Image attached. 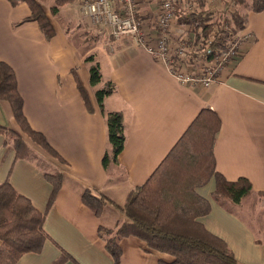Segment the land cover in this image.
Returning <instances> with one entry per match:
<instances>
[{
    "label": "crops",
    "instance_id": "obj_1",
    "mask_svg": "<svg viewBox=\"0 0 264 264\" xmlns=\"http://www.w3.org/2000/svg\"><path fill=\"white\" fill-rule=\"evenodd\" d=\"M35 1L55 31L50 41L36 22L28 21L27 4L12 6L0 0V62L15 74L28 124L56 153L51 156L28 140L9 104L0 100V127L17 133L34 153L33 158H17L14 147L0 133V184L8 183L43 215L45 235L39 252L12 258V264H115L105 248L107 237L98 229L114 231L127 221L123 207L129 192L145 183L205 108L215 112L221 123L214 146L216 173L228 182L246 179L252 188L239 204L227 198L217 200L211 178L196 189L210 205L209 213L197 222L226 244L238 264H264V10H245L248 43L243 44L241 56L203 88L180 84L144 48L128 39L116 41L106 29L93 28L86 19L77 22L82 20L76 17L81 0L75 17L70 12L69 17L61 16L64 4L57 5V0ZM241 5L235 0L234 7ZM210 6L211 10L223 9L220 1ZM157 8L155 1L144 0L142 12ZM142 12L144 19L146 12ZM144 28L150 38L156 36L147 25ZM174 33L186 38L193 49L190 31L177 27ZM90 55L101 69L97 87L91 86L85 63ZM106 82L113 83L115 91L103 102L105 113H121L125 127L118 164L107 170L102 166L106 126L94 95ZM34 151H40L39 155ZM55 174L61 176V186L49 205L53 185L48 176ZM85 191L110 202L99 216L82 203ZM119 247V264L173 261L135 237L121 238ZM2 249L0 241L1 256Z\"/></svg>",
    "mask_w": 264,
    "mask_h": 264
},
{
    "label": "trees",
    "instance_id": "obj_2",
    "mask_svg": "<svg viewBox=\"0 0 264 264\" xmlns=\"http://www.w3.org/2000/svg\"><path fill=\"white\" fill-rule=\"evenodd\" d=\"M7 1L12 6L27 4L31 12L28 21L38 24L47 41L55 36L49 19L35 0ZM70 1L57 0L56 4ZM239 2L243 3L242 0ZM262 10L264 0H253L252 11ZM176 22L189 26L192 33L193 52L182 64L187 67L193 66L195 59L201 60L203 64L209 63L225 52L229 41L244 31L247 19L239 11L221 14L220 10L200 8L195 13H180ZM85 63L89 65L90 84L97 87L102 80L100 66L93 55L86 57ZM76 82L83 102L91 112L90 103L77 79ZM114 91L115 85L106 82L94 92L106 126L107 149L102 158L105 170L110 165L118 164V156L125 144L122 114L105 113L104 110L105 98ZM0 100L6 101L11 107L21 133L44 152L56 157L45 138L28 124L15 74L1 62ZM220 125L215 112L210 108L202 109L145 183L129 192L123 207L127 221L114 231L98 229L101 236L107 237L105 248L115 264H119L121 257L119 240L125 237L138 238L149 250L167 253L173 259L171 264H238L226 244L197 222L198 218L209 213L210 205L196 193V189L205 186L211 178L215 179L214 196L217 200L222 196L239 204L252 188L246 179L228 182L216 173L214 146ZM0 133L7 138L6 143L14 147L17 158L34 157L29 145L17 133L2 127ZM48 179L53 185L50 205L61 186V176L49 175ZM81 201L95 216H99L104 206L110 203L106 198L95 197L89 191L83 193ZM42 223L43 215L27 199L18 195L8 183L0 184V241L6 253L15 259L27 253L39 252L45 239Z\"/></svg>",
    "mask_w": 264,
    "mask_h": 264
},
{
    "label": "built area",
    "instance_id": "obj_3",
    "mask_svg": "<svg viewBox=\"0 0 264 264\" xmlns=\"http://www.w3.org/2000/svg\"><path fill=\"white\" fill-rule=\"evenodd\" d=\"M153 1L158 8L143 11L146 12L144 19L140 16L144 0H81L80 11L92 27H104L114 40L125 38L135 46L144 48L171 72L180 84L203 88L210 86L224 67L241 56L243 44L248 43L249 35L242 31L229 41L225 52L209 63L192 68V73H188L189 66L184 67L182 64L193 51L186 38L176 36L174 30L180 27L182 32H188L190 28L177 24L179 14L195 13L200 8L210 9V5L218 1L222 3L221 13H231L235 11V0ZM145 25L156 32L154 38L145 34Z\"/></svg>",
    "mask_w": 264,
    "mask_h": 264
},
{
    "label": "rangeland",
    "instance_id": "obj_4",
    "mask_svg": "<svg viewBox=\"0 0 264 264\" xmlns=\"http://www.w3.org/2000/svg\"><path fill=\"white\" fill-rule=\"evenodd\" d=\"M40 2H43V3H46L47 2V0H39ZM56 1V0H55ZM77 3H78V0H71L68 4H64V6H63V9H61V16L62 15H65V16H68L67 15V13H71V15L73 16V17H75V15H74V11L76 10L77 12H78V7H77ZM62 5V4H61ZM239 9H237V7H235L234 8V10L235 11H239L240 13H242V14H245L246 13V9H247V11H252V0H251V2H250V0H246V3H242V5H241V7H238ZM51 10H53V9H51ZM52 13V12H51ZM69 17V16H68ZM76 17H78V18H80V19H82V20H77V22H81V23H83V22H85L83 19H84V17L82 16V14H81V11L79 10V14L78 15H76ZM70 20H72L71 18H70ZM74 21H76V19H74ZM84 24H82V27H81V29L82 30H84L85 31V28H84V26H83ZM91 26V25H90ZM94 28V27H93ZM102 29H105L104 27H101ZM96 29H100V27H96ZM86 31L88 32L89 31V28H88V30L86 29ZM87 42H90V41H87ZM203 65V63L201 62V61H196V62H193V66L192 65H188L189 66V69H188V73H192L191 72V70H192V68L194 69V68H198L199 66H202ZM35 152V151H34ZM37 152V151H36ZM35 152V153H36ZM40 152V151H39ZM39 152H37L38 153V155H39ZM36 153V154H37ZM220 198L221 199H224L222 196H220ZM1 253H3V256H1V254H0V264H12V257H11V255L10 254H8V253H6V251L4 250V248L1 250Z\"/></svg>",
    "mask_w": 264,
    "mask_h": 264
}]
</instances>
